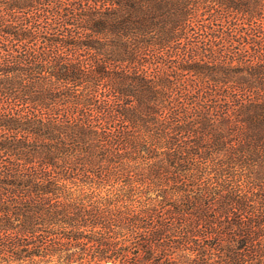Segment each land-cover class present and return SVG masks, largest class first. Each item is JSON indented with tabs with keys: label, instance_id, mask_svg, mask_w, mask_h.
Masks as SVG:
<instances>
[{
	"label": "trees",
	"instance_id": "trees-1",
	"mask_svg": "<svg viewBox=\"0 0 264 264\" xmlns=\"http://www.w3.org/2000/svg\"><path fill=\"white\" fill-rule=\"evenodd\" d=\"M0 264H264V0H0Z\"/></svg>",
	"mask_w": 264,
	"mask_h": 264
}]
</instances>
